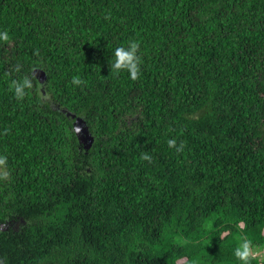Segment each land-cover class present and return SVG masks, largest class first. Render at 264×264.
Returning <instances> with one entry per match:
<instances>
[{"label":"trees","instance_id":"trees-1","mask_svg":"<svg viewBox=\"0 0 264 264\" xmlns=\"http://www.w3.org/2000/svg\"><path fill=\"white\" fill-rule=\"evenodd\" d=\"M0 31L2 264H264V0H0Z\"/></svg>","mask_w":264,"mask_h":264},{"label":"clouds","instance_id":"clouds-1","mask_svg":"<svg viewBox=\"0 0 264 264\" xmlns=\"http://www.w3.org/2000/svg\"><path fill=\"white\" fill-rule=\"evenodd\" d=\"M10 39V33L7 31H0V41H8ZM139 43L137 41H129L126 45H120L113 50L112 58L109 61L110 71L114 76L119 75L122 71L127 72L128 76L132 80H136L141 75L142 58L138 54ZM73 85H80L82 83L78 76L72 77ZM33 87V82L30 78L24 77L19 81H13L10 85L14 96L18 100H22L27 91ZM169 148H175L177 151H181L183 145H177V141L174 138L167 140ZM144 160H150L151 157L148 153H144L141 157ZM235 256L242 262L247 264V244H243L235 250Z\"/></svg>","mask_w":264,"mask_h":264},{"label":"water","instance_id":"water-1","mask_svg":"<svg viewBox=\"0 0 264 264\" xmlns=\"http://www.w3.org/2000/svg\"><path fill=\"white\" fill-rule=\"evenodd\" d=\"M36 74L39 76L40 80H45V73L41 70H36ZM75 130L82 144H84L85 148L89 149L93 144L94 138L90 133L86 121L82 117H77L75 120ZM19 226V225H18ZM6 227L5 229H7ZM3 259L0 256V264H2Z\"/></svg>","mask_w":264,"mask_h":264}]
</instances>
